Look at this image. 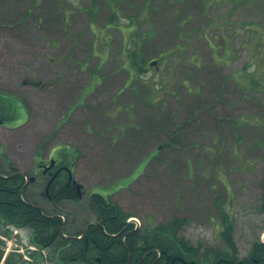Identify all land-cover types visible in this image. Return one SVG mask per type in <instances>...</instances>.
I'll return each instance as SVG.
<instances>
[{
    "label": "rangeland",
    "instance_id": "1",
    "mask_svg": "<svg viewBox=\"0 0 264 264\" xmlns=\"http://www.w3.org/2000/svg\"><path fill=\"white\" fill-rule=\"evenodd\" d=\"M132 48L146 71L127 69ZM4 87L18 169L77 151L82 199L57 208L68 237L101 192L141 234L175 218L190 244L222 249L228 213L237 257L264 240V0H0ZM0 226L17 264H63L31 229Z\"/></svg>",
    "mask_w": 264,
    "mask_h": 264
},
{
    "label": "trees",
    "instance_id": "2",
    "mask_svg": "<svg viewBox=\"0 0 264 264\" xmlns=\"http://www.w3.org/2000/svg\"><path fill=\"white\" fill-rule=\"evenodd\" d=\"M110 19L113 20V18ZM138 36L141 37V35ZM138 50L132 48L130 51V65L127 69L146 71L148 68L136 62L135 57L140 56ZM169 54L170 51L167 55L159 56L158 61L167 58ZM241 81L238 80V83ZM188 120L174 130L178 131V128L186 125ZM63 154L67 157L70 153L63 150ZM14 179L11 182L12 190L9 194L11 203L0 204V221L10 223L12 226L30 227L33 231V243L41 249L55 245L57 252L54 257L63 264L73 261L98 264L97 257H100L101 264H264V240L254 242L247 257H237L233 237L234 228L228 213L221 219L225 226L221 232L228 247L202 251V245L190 244L184 236L178 234L181 220L174 218L141 234L140 229H134L128 222L129 214L110 196L101 192H93L88 196L90 198L88 207L95 215L97 222L86 228L89 222L84 216L83 228L76 233L84 234V237L68 238L65 234L69 221L62 219L63 213H59L55 219L46 218L38 208L21 202L18 193L20 177L16 176ZM3 186L4 180H0V187ZM59 188L61 200L81 201L82 197H79L77 193L69 192L62 184ZM0 199H4V190H0ZM261 209L264 210V201ZM0 232H2L1 226ZM85 238L88 239V244ZM0 242L4 241L0 239ZM230 247L232 252L229 251ZM69 248L72 249L69 250ZM3 250V247L0 248V262L3 261L5 254ZM2 264H17V262L9 253Z\"/></svg>",
    "mask_w": 264,
    "mask_h": 264
},
{
    "label": "flooded vegetation",
    "instance_id": "3",
    "mask_svg": "<svg viewBox=\"0 0 264 264\" xmlns=\"http://www.w3.org/2000/svg\"><path fill=\"white\" fill-rule=\"evenodd\" d=\"M9 95L12 94L6 91V87L0 89V180H4V186L0 187V190H4V199H0V204L8 205L11 203L9 201L11 200L9 197L12 190L11 182L16 176H19L18 193L21 202L38 208L46 218L55 219L59 214L57 208L60 206V202L65 201L59 198V187L61 184L69 192L82 196V187L79 186L80 188L78 189L75 182L77 181L74 173L75 163L70 162L63 153L58 152L57 147L51 146L47 156L36 158L37 161L32 173L18 169L15 163V168L13 167V161L8 154L10 137L6 135V129H16L21 124L10 126L8 123V118L12 111L10 101L7 100ZM39 199L45 203V206L40 203ZM47 206L51 208L50 211ZM3 224L6 223L0 221V225ZM8 226L9 224L4 225V232H6ZM56 235L57 232L55 233ZM85 239L86 244H88V239ZM100 260V257L96 258L98 264H101Z\"/></svg>",
    "mask_w": 264,
    "mask_h": 264
},
{
    "label": "water",
    "instance_id": "4",
    "mask_svg": "<svg viewBox=\"0 0 264 264\" xmlns=\"http://www.w3.org/2000/svg\"><path fill=\"white\" fill-rule=\"evenodd\" d=\"M75 182H76V181H75ZM76 184H77V188L79 189V188H80V187H79V186H80V184H78L77 182H76Z\"/></svg>",
    "mask_w": 264,
    "mask_h": 264
}]
</instances>
